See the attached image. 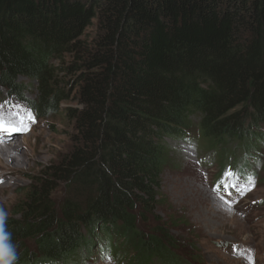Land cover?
Here are the masks:
<instances>
[{
  "label": "trees",
  "instance_id": "trees-1",
  "mask_svg": "<svg viewBox=\"0 0 264 264\" xmlns=\"http://www.w3.org/2000/svg\"><path fill=\"white\" fill-rule=\"evenodd\" d=\"M59 73L83 105L68 110L77 135L4 221L0 264H192L150 220L161 176L195 127L203 143L264 151V0H0V88L54 111Z\"/></svg>",
  "mask_w": 264,
  "mask_h": 264
},
{
  "label": "rangeland",
  "instance_id": "rangeland-1",
  "mask_svg": "<svg viewBox=\"0 0 264 264\" xmlns=\"http://www.w3.org/2000/svg\"><path fill=\"white\" fill-rule=\"evenodd\" d=\"M94 35V28L85 31L88 40ZM65 60H69L68 55ZM60 77L63 80L59 81ZM72 77L59 73L56 88L68 91V95L58 98L61 100L54 111L43 113L31 110L24 100L10 97L0 88V116L6 124L23 129L14 132L20 143L15 153L23 157L16 158L14 171L0 177V230L31 182L71 150L77 131L68 110L73 113L83 108L77 89L67 83ZM19 81L25 89L23 97L37 101L38 84L22 78ZM193 123L196 126L198 122ZM196 130L191 139L170 143V164L161 176L159 202L150 220L156 216L161 220L175 238L176 248L192 264H264V151L252 155L241 150L238 142L215 147L203 143ZM225 171L235 173L226 180L235 187L221 184L219 191L214 190ZM194 190L207 195L193 197ZM64 193V185L58 183L51 200L56 203V212ZM28 244L33 246V242ZM89 264L117 263L97 256Z\"/></svg>",
  "mask_w": 264,
  "mask_h": 264
},
{
  "label": "bare ground",
  "instance_id": "bare-ground-1",
  "mask_svg": "<svg viewBox=\"0 0 264 264\" xmlns=\"http://www.w3.org/2000/svg\"><path fill=\"white\" fill-rule=\"evenodd\" d=\"M11 115L13 116L12 113ZM18 129L21 131L23 130L22 127H18ZM14 132L15 131H0V177L1 178H4L5 175H7L8 173L16 169L17 167L16 158L22 159L23 157L22 153H19V154L15 153L17 151V148L20 146V143H19V140L15 139L17 135L15 136ZM199 193L201 195L205 194L202 191L201 192L195 191L193 193V197H197L196 195Z\"/></svg>",
  "mask_w": 264,
  "mask_h": 264
},
{
  "label": "snow or ice",
  "instance_id": "snow-or-ice-1",
  "mask_svg": "<svg viewBox=\"0 0 264 264\" xmlns=\"http://www.w3.org/2000/svg\"><path fill=\"white\" fill-rule=\"evenodd\" d=\"M18 130H19L18 128H15L9 124H6L3 117L0 116V131H18ZM234 175H235V173H233L231 171H225L224 173H222V179L218 182V184L214 190L219 191V187L221 184H223L225 186V188L235 187V185H229L226 183V180H230Z\"/></svg>",
  "mask_w": 264,
  "mask_h": 264
}]
</instances>
